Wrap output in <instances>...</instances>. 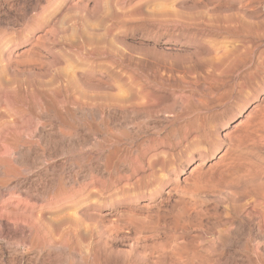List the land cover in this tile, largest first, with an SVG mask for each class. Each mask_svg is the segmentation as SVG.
Segmentation results:
<instances>
[{
    "label": "rangeland",
    "instance_id": "1",
    "mask_svg": "<svg viewBox=\"0 0 264 264\" xmlns=\"http://www.w3.org/2000/svg\"><path fill=\"white\" fill-rule=\"evenodd\" d=\"M263 201L264 0H0V264H264Z\"/></svg>",
    "mask_w": 264,
    "mask_h": 264
},
{
    "label": "bare ground",
    "instance_id": "2",
    "mask_svg": "<svg viewBox=\"0 0 264 264\" xmlns=\"http://www.w3.org/2000/svg\"><path fill=\"white\" fill-rule=\"evenodd\" d=\"M239 49V48H238ZM223 96V95H222ZM197 103V102H196ZM10 112V111H9ZM243 122H244V118H239L238 119V121H236L235 123H233V124H231V129L228 131V134L229 135H231V136H233V137H237L238 135H241V137H244V136H248V137H253V138H255L256 136H258L257 135V132H256V130L255 129H250V128H248V127H246V125H244L243 124ZM10 124H11V122H10ZM56 124V123H55ZM43 125V124H42ZM2 138V137H1ZM228 138H230L229 136H228ZM223 151V150H222ZM223 154H221L219 157H221ZM200 162V161H199ZM204 163V162H203ZM198 162L195 164V165H193L192 167H191V169H189V176H193V172L195 171V170H197V166H198ZM196 175V174H195ZM187 178V177H186ZM194 178V177H193ZM193 180V179H192ZM206 182V181H205ZM260 182V181H259ZM261 182H262V180H261ZM261 194V193H260ZM257 197V196H256ZM263 198V197H262ZM256 200V199H255ZM261 200V199H260ZM257 201V200H256ZM258 202H259V200H258ZM257 202V203H258ZM264 202V201H263ZM258 204H260V203H258ZM244 206V205H243ZM257 208V207H256ZM244 209V208H243ZM259 209V208H258ZM242 210V209H241ZM254 210H255V208H254ZM1 212V211H0ZM240 212V211H239ZM263 212V213H262ZM261 213H262V218H263V220H264V211H262ZM258 213V212H257ZM246 215V214H245ZM238 216V215H237ZM258 221V220H257ZM264 222V221H263ZM258 224V223H257ZM261 227V226H260ZM259 230V229H258ZM260 257V256H259Z\"/></svg>",
    "mask_w": 264,
    "mask_h": 264
}]
</instances>
